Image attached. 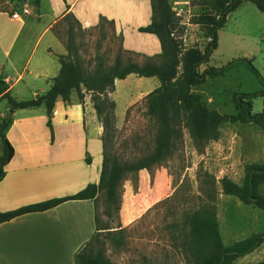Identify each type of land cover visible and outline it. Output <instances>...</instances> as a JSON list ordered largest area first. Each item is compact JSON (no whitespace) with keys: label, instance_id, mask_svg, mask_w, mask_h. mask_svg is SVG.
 <instances>
[{"label":"rangeland","instance_id":"1","mask_svg":"<svg viewBox=\"0 0 264 264\" xmlns=\"http://www.w3.org/2000/svg\"><path fill=\"white\" fill-rule=\"evenodd\" d=\"M0 1L20 12L21 4H15L14 0ZM78 1L79 7L88 1L86 12L90 20L96 18V22L84 28L72 17H63L51 31L62 42L72 40V55L83 67L94 69L99 55L106 63H111L120 50L124 57L129 56L134 61L142 62L147 57L159 60L157 36L137 30V24L145 19V5L151 13L150 8L147 9L150 0ZM207 1H170L174 35L182 40L184 47L196 45L203 49L208 45L210 25L193 21L197 15L209 11ZM131 8L135 10V28L129 24V13L125 10ZM108 14L117 19L119 14L123 16L117 24ZM50 35L51 32H47L40 45ZM208 66L222 68L223 72L206 77L204 82L194 85L193 90L210 108L233 112L236 92H252L263 87L264 14L253 2L242 0L228 12L225 23L217 29L216 46L197 70L203 71ZM158 84L156 76L130 73L115 82L111 95L108 92L114 107L104 103L98 120L103 125L105 151L110 157L116 154L126 159L150 148L155 123L145 112L144 95ZM263 107L262 96H254L252 110L261 111ZM263 160L264 132L254 122L224 123L219 137L208 141L201 149L194 145L189 130L183 127L178 147L168 161H160L148 170L149 174H138L137 180L133 173L122 180L118 211L107 202L104 189H100L95 198L98 228L89 249L103 250L114 264H195L184 220L186 211L201 204L215 205L225 244L264 231V208L245 204L238 197L224 193L221 182L226 175L242 183L245 164ZM259 190L264 195V181ZM127 213L130 216L126 217ZM258 251L251 256L238 257L235 264L264 260V244Z\"/></svg>","mask_w":264,"mask_h":264},{"label":"crops","instance_id":"2","mask_svg":"<svg viewBox=\"0 0 264 264\" xmlns=\"http://www.w3.org/2000/svg\"><path fill=\"white\" fill-rule=\"evenodd\" d=\"M78 2L47 0V4L43 0H23L17 16L12 12L18 10H0V76L7 85L0 92V119L7 115L11 118L5 135L13 146V155L0 179L1 211L72 194L89 182L99 181L105 139L90 91L82 85L81 97L73 90L68 101L56 98L52 130L46 123L43 103L11 109L10 101L3 96L8 92L17 100L27 99L49 88L59 71L58 54L67 52L61 39L51 31L55 23L66 13L74 14L84 28L96 22L86 12L88 1L82 7ZM133 9L125 10L129 24L135 28ZM108 15L116 23L123 16L119 14L117 19ZM150 15L145 5V19L139 25L148 23ZM47 32L51 35L40 45ZM168 160L160 159L156 164ZM153 168H141L138 174ZM96 196L67 199L51 208L24 212L0 222V264H75V252L97 230ZM258 250L242 256L257 254Z\"/></svg>","mask_w":264,"mask_h":264},{"label":"trees","instance_id":"3","mask_svg":"<svg viewBox=\"0 0 264 264\" xmlns=\"http://www.w3.org/2000/svg\"><path fill=\"white\" fill-rule=\"evenodd\" d=\"M170 1L150 0V20L144 25L137 26L138 31L150 32L157 36L160 45L159 60L147 57L142 62L134 61L129 56L124 57L120 50L111 63H106L99 55L96 66L90 70L83 67L78 58L72 55L73 42L70 39L63 42L67 52L58 54L59 71L53 77L48 89L34 97L21 100L11 97L8 92L3 93V96L10 101L11 109L43 103L47 113L46 123L52 130L51 117L56 98L60 96L64 101H68L73 90H76L81 97L82 85L90 91L93 106L100 119L104 103L111 108L114 107V101L107 94L114 90L115 79L125 78L130 73L139 76H156L159 79V84L144 95L145 112L155 123L152 144L147 151L126 159H120L116 154L110 157L105 151L104 142L98 182H89L72 194L9 210H0V222L24 212L51 208L67 199L94 198L100 189H104L107 202L118 211L121 203L122 180L129 173H133L137 180L139 169H150L158 160L171 158L178 147L183 127L189 130L198 149L208 141L217 139L221 126L226 122H254L264 132V107L261 111L252 110L254 96L261 95L264 101V81L263 87L259 90L236 92L233 97V112H222L208 107L200 94L193 90V86L204 82L207 76L213 77L223 72L222 68L215 66H208L203 71H198L197 66L208 59L212 48L216 46L217 29L225 23L228 12L237 7L242 0H208L209 11L193 18L198 24L210 25L211 38L203 49L196 45L184 47L182 40L174 35L175 22L172 19ZM250 1L264 14V0ZM14 2L21 4L23 0H14ZM0 10L12 12L6 5H2L1 1ZM63 17H72L82 27L72 13H66ZM6 86L0 76V92L4 91ZM10 121L8 115L0 119V179L5 173V164L13 155V146L5 135ZM263 181L264 160L245 164L242 183L226 175L221 178L222 189L226 194L238 197L245 204H253L261 208H264V195L260 192L259 185ZM184 222L188 225V243L191 244L190 250L195 264H235L238 257L250 252L264 241V231H262L253 232L225 244L220 234L214 204L212 206L201 204L192 211H186ZM89 242L75 252V264H114L103 250L91 251L88 247ZM255 264H264V260Z\"/></svg>","mask_w":264,"mask_h":264},{"label":"built area","instance_id":"4","mask_svg":"<svg viewBox=\"0 0 264 264\" xmlns=\"http://www.w3.org/2000/svg\"><path fill=\"white\" fill-rule=\"evenodd\" d=\"M23 10H24V11H27V9H26V8H24ZM12 15H13V16H17V15H18V13H17L16 11H13V12H12Z\"/></svg>","mask_w":264,"mask_h":264}]
</instances>
